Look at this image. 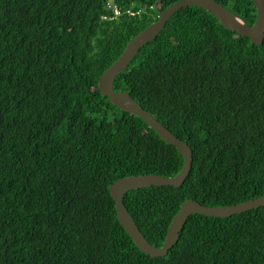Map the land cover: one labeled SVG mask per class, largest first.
<instances>
[{"label": "trees", "instance_id": "1", "mask_svg": "<svg viewBox=\"0 0 264 264\" xmlns=\"http://www.w3.org/2000/svg\"><path fill=\"white\" fill-rule=\"evenodd\" d=\"M178 1L0 0V264H264V207L192 215L163 257L142 252L117 218L115 181L174 177L184 159L98 81ZM216 1L255 23L252 0ZM114 89L193 152L180 188L125 194L151 244H164L187 199L228 206L264 196V41L184 7Z\"/></svg>", "mask_w": 264, "mask_h": 264}, {"label": "water", "instance_id": "2", "mask_svg": "<svg viewBox=\"0 0 264 264\" xmlns=\"http://www.w3.org/2000/svg\"><path fill=\"white\" fill-rule=\"evenodd\" d=\"M257 10V18L253 25L230 11L216 0H180L159 12L158 19L138 33L126 46L120 57L101 75L98 88L102 95L117 107L135 114L144 120L166 143L177 148L184 159L182 170L174 177L158 174L129 176L118 179L110 186V193L116 203L117 217L137 247L151 257H163L177 244L181 232L192 215H204L214 218H226L264 206V196L228 206H206L193 199L185 200L179 212L174 216L161 247L151 244L137 226L133 216L124 204L127 192L152 186H173L180 188L189 176L193 165L191 147L175 136L167 127L145 110L128 92L114 89L116 77L128 68L139 51L153 42L164 29L170 18L181 8L189 6L201 7L212 14L225 29L247 37L253 44L261 45L264 41V0H252Z\"/></svg>", "mask_w": 264, "mask_h": 264}, {"label": "rangeland", "instance_id": "3", "mask_svg": "<svg viewBox=\"0 0 264 264\" xmlns=\"http://www.w3.org/2000/svg\"><path fill=\"white\" fill-rule=\"evenodd\" d=\"M105 18V17H104ZM124 198H125V196H124ZM125 204V203H124ZM126 206V205H125ZM264 207V206H263ZM115 208H116V203H115ZM127 208V207H126ZM261 208V207H260ZM259 209V208H258ZM253 210H255V209H253ZM116 212H117V210H116ZM130 213V212H129ZM131 214V213H130ZM118 218V217H117ZM119 220V219H118ZM138 226V225H137ZM140 229V228H139ZM142 232V231H141ZM128 233V232H127Z\"/></svg>", "mask_w": 264, "mask_h": 264}, {"label": "built area", "instance_id": "4", "mask_svg": "<svg viewBox=\"0 0 264 264\" xmlns=\"http://www.w3.org/2000/svg\"><path fill=\"white\" fill-rule=\"evenodd\" d=\"M119 12L116 11V15L118 14Z\"/></svg>", "mask_w": 264, "mask_h": 264}]
</instances>
